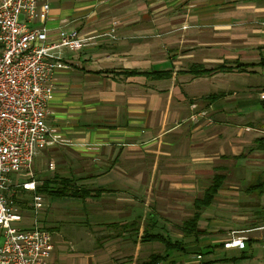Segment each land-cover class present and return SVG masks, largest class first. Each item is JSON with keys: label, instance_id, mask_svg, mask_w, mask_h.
<instances>
[{"label": "crops", "instance_id": "obj_1", "mask_svg": "<svg viewBox=\"0 0 264 264\" xmlns=\"http://www.w3.org/2000/svg\"><path fill=\"white\" fill-rule=\"evenodd\" d=\"M49 2L29 26L83 42L54 51L47 124L61 142L19 178L36 186L19 203L42 197L34 218L20 206L19 224L50 230L49 264H264L260 230L246 249L224 247L264 222V0ZM237 63L257 66L193 71Z\"/></svg>", "mask_w": 264, "mask_h": 264}, {"label": "built area", "instance_id": "obj_2", "mask_svg": "<svg viewBox=\"0 0 264 264\" xmlns=\"http://www.w3.org/2000/svg\"><path fill=\"white\" fill-rule=\"evenodd\" d=\"M50 12L49 0H0V264H49L55 247L50 230L37 220L31 228L19 226L24 217L18 196L36 186L16 177L32 171L36 155L50 142H61L47 124L59 66L54 51L83 45L64 31L60 43H49L46 25L29 26L45 23ZM41 200L34 196L36 208ZM254 230L264 234V222L255 229L231 230L224 247L246 249Z\"/></svg>", "mask_w": 264, "mask_h": 264}, {"label": "trees", "instance_id": "obj_3", "mask_svg": "<svg viewBox=\"0 0 264 264\" xmlns=\"http://www.w3.org/2000/svg\"><path fill=\"white\" fill-rule=\"evenodd\" d=\"M2 53V46L0 45V55ZM258 65L260 67H262L264 69V58L260 61V63H258ZM257 65L256 64H243V63H237L235 67H227L225 65H221L215 69H201V67H199L198 65L197 66H194L193 67V71L194 72H198V74H206V73H210V72H213V71H226V70H232V69H245V68H248V67H256ZM262 107L264 108V99L262 100ZM223 176L221 175H217L215 178H214V181H213V185L209 188V190L206 192L205 196L203 197V199H198L196 201V204H197V208H202L204 206H208L209 204H211L213 198H214V193L218 190L219 186L221 185L222 181H223ZM257 187H263L264 189V182L258 184ZM64 192V191H63ZM59 194H63L62 192H59ZM197 219H198V216L196 215L193 219L191 220H188L185 222V225H184V231L185 233H193L195 231H197V226H196V223H197ZM155 238H158V239H162L167 245H170V244H173L171 243V241L165 239L164 237H161L160 235H156ZM158 259L159 257L157 256H154L153 257V263H157L158 262ZM152 263V264H153Z\"/></svg>", "mask_w": 264, "mask_h": 264}, {"label": "rangeland", "instance_id": "obj_4", "mask_svg": "<svg viewBox=\"0 0 264 264\" xmlns=\"http://www.w3.org/2000/svg\"><path fill=\"white\" fill-rule=\"evenodd\" d=\"M17 178H26V175H22V174H19V175H17L16 176ZM21 200V199H20ZM27 200V201H26ZM33 200L31 199V197H30V199H28V198H25V200H21V202L20 203H18L19 204V206H22L23 207V209H25L26 211H27V213H28V215L30 216V217H35V216H37V209H36V206H35V203L33 202V204L32 203H30V202H32ZM27 202H29L28 203V205H29V207L28 206H24V204H27ZM24 210V211H25ZM42 211V210H41ZM35 212H36V215H35ZM37 218V217H36ZM30 220V221H29ZM25 222L26 223H31V219H29V218H25V220H24V224H25ZM13 225L14 226H18V224L17 223H13ZM19 226H20V224H19Z\"/></svg>", "mask_w": 264, "mask_h": 264}]
</instances>
